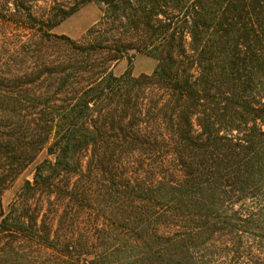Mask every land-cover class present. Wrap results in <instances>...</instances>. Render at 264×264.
<instances>
[{"label": "trees", "instance_id": "trees-1", "mask_svg": "<svg viewBox=\"0 0 264 264\" xmlns=\"http://www.w3.org/2000/svg\"><path fill=\"white\" fill-rule=\"evenodd\" d=\"M90 2L111 42L51 32ZM0 19L77 52L157 60L149 74L103 69L49 119L18 121L21 93L33 94L0 74V177L49 155L0 223L31 257L18 264L259 262L264 0H0ZM51 196L54 211L64 206L63 242L42 212Z\"/></svg>", "mask_w": 264, "mask_h": 264}, {"label": "rangeland", "instance_id": "rangeland-1", "mask_svg": "<svg viewBox=\"0 0 264 264\" xmlns=\"http://www.w3.org/2000/svg\"><path fill=\"white\" fill-rule=\"evenodd\" d=\"M39 5L36 10L41 14L45 4L39 2ZM101 16L99 5L90 2L54 26L51 32L65 34L79 44H89L97 39L111 42L117 33L109 25L102 23ZM25 33L14 24L0 19V74L4 78L17 79L18 90L29 89L33 94L21 93V98H25L22 101L25 109L18 116V121L49 119L52 110L66 106L73 98L75 90L83 87L89 79L105 68L117 76L131 68L132 74L137 76L151 73L157 64L155 58L142 52L130 51L123 56L108 50L82 53L61 42L41 41L32 32ZM2 121L8 122L10 119ZM44 157H49L45 150L13 179L3 180L0 177V223L6 215H17L16 205L18 206L21 187L25 180H32L36 162ZM50 198V201L44 203L42 212L47 215L46 220L55 219L52 237L57 233L59 240L63 242L67 229L59 220L64 215V206L60 205L54 211L50 204L53 197ZM18 253V232L12 234L0 231V264H18L31 260V257L24 260ZM245 254L249 255L247 251ZM260 258L264 256L261 255ZM260 258L259 262L254 263L263 264L264 260Z\"/></svg>", "mask_w": 264, "mask_h": 264}]
</instances>
